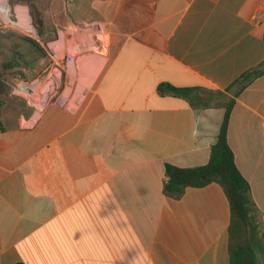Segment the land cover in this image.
I'll return each instance as SVG.
<instances>
[{"label": "crops", "instance_id": "crops-1", "mask_svg": "<svg viewBox=\"0 0 264 264\" xmlns=\"http://www.w3.org/2000/svg\"><path fill=\"white\" fill-rule=\"evenodd\" d=\"M42 10L46 39L87 28L105 37L108 61L68 104L21 108L13 91L0 109V264H230L223 188L169 197L165 165L208 163L226 89L264 62V0H45ZM163 84L226 96L194 108ZM227 137L264 225V75L236 98Z\"/></svg>", "mask_w": 264, "mask_h": 264}, {"label": "trees", "instance_id": "trees-1", "mask_svg": "<svg viewBox=\"0 0 264 264\" xmlns=\"http://www.w3.org/2000/svg\"><path fill=\"white\" fill-rule=\"evenodd\" d=\"M29 6L39 38L47 41L45 34L49 31L45 16L34 0H14ZM34 62L45 58L46 53L41 44L33 38L25 37ZM25 79L23 73H19ZM264 75V62L247 70L226 92L230 94L222 104L224 116L217 136L216 143L210 151V158L206 165L181 168L171 164L165 165V195L173 198L182 196L187 188H202L211 183L219 184L230 204L231 221L229 225L228 251L230 264H259L255 242L264 246V225L260 220V212L252 198L251 186L239 171L235 163V155L228 144V125L231 111L236 98L254 80ZM10 81L0 73V109L4 106L10 94ZM161 94H171L186 99L194 108H206L219 104L218 99L225 93L221 91L200 90L196 88H176L169 84L160 87ZM218 98V99H217ZM0 127L2 124L0 121Z\"/></svg>", "mask_w": 264, "mask_h": 264}, {"label": "rangeland", "instance_id": "rangeland-1", "mask_svg": "<svg viewBox=\"0 0 264 264\" xmlns=\"http://www.w3.org/2000/svg\"><path fill=\"white\" fill-rule=\"evenodd\" d=\"M44 1L34 0L42 12ZM7 10L9 13H3ZM31 18L27 4L0 0V46L4 47L3 54H0V73L11 81L10 92L18 90V86L23 87V93L17 91L20 95L13 96L21 108L27 105L41 109L55 100L68 104L79 99L106 68L108 49L105 37L83 27H73L67 33L62 29L58 33L53 28L54 33L44 41L37 36ZM28 35L39 40L45 58L34 62L23 39ZM19 73H26L25 79H19Z\"/></svg>", "mask_w": 264, "mask_h": 264}, {"label": "built area", "instance_id": "built-area-1", "mask_svg": "<svg viewBox=\"0 0 264 264\" xmlns=\"http://www.w3.org/2000/svg\"><path fill=\"white\" fill-rule=\"evenodd\" d=\"M21 89H23V87H22V86H19V87H18V90H16L14 93L17 94V95H20V93H17V91L22 92ZM22 93H23V92H22ZM36 108H37V107H36Z\"/></svg>", "mask_w": 264, "mask_h": 264}, {"label": "bare ground", "instance_id": "bare-ground-1", "mask_svg": "<svg viewBox=\"0 0 264 264\" xmlns=\"http://www.w3.org/2000/svg\"><path fill=\"white\" fill-rule=\"evenodd\" d=\"M2 9H3V10L5 9V5H4V4H2ZM3 13L7 14V13H9V12H8V10H7V11H3Z\"/></svg>", "mask_w": 264, "mask_h": 264}, {"label": "water", "instance_id": "water-1", "mask_svg": "<svg viewBox=\"0 0 264 264\" xmlns=\"http://www.w3.org/2000/svg\"><path fill=\"white\" fill-rule=\"evenodd\" d=\"M32 19V18H31ZM33 27L35 28V26L33 25ZM36 33H37V36H39V33L36 31Z\"/></svg>", "mask_w": 264, "mask_h": 264}]
</instances>
